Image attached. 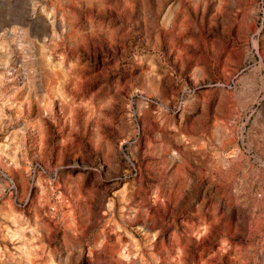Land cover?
<instances>
[{
  "label": "rangeland",
  "instance_id": "rangeland-1",
  "mask_svg": "<svg viewBox=\"0 0 264 264\" xmlns=\"http://www.w3.org/2000/svg\"><path fill=\"white\" fill-rule=\"evenodd\" d=\"M10 26L0 264H264V0H0Z\"/></svg>",
  "mask_w": 264,
  "mask_h": 264
},
{
  "label": "bare ground",
  "instance_id": "bare-ground-1",
  "mask_svg": "<svg viewBox=\"0 0 264 264\" xmlns=\"http://www.w3.org/2000/svg\"><path fill=\"white\" fill-rule=\"evenodd\" d=\"M60 21V20H59ZM64 22V21H63ZM64 25V24H63ZM62 28V27H61ZM2 29V31H1V34H0V36H6V35H14V33L16 32V28L14 27V26H10V27H5V28H1ZM52 34V33H51ZM48 39V38H47ZM49 40H51V39H49ZM48 43H50V41H48ZM3 43L1 42L0 43V68H3L7 73H8V60L7 59H5V56H4V53H3V49H2V45ZM17 65V64H16ZM12 67H13V65H12ZM10 71V70H9ZM9 77V76H8ZM26 93V92H25ZM24 95V94H23ZM24 96H26V95H24ZM21 103V102H20ZM19 105H22V104H19ZM148 222V221H147ZM16 243V242H15ZM176 243V242H175ZM17 244V243H16ZM19 244V243H18ZM17 244V245H18ZM137 246V245H136ZM18 247V246H17ZM124 252H126L127 254H131L132 252H131V250L130 249H126V251H124ZM137 253V252H136ZM58 255V254H57ZM55 258V257H54ZM57 258V260H58V256L56 257ZM56 260V259H55ZM56 260V261H57ZM157 260V259H156Z\"/></svg>",
  "mask_w": 264,
  "mask_h": 264
}]
</instances>
